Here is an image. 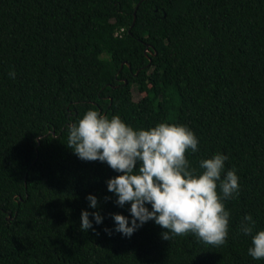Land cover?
I'll use <instances>...</instances> for the list:
<instances>
[{
    "label": "trees",
    "instance_id": "1",
    "mask_svg": "<svg viewBox=\"0 0 264 264\" xmlns=\"http://www.w3.org/2000/svg\"><path fill=\"white\" fill-rule=\"evenodd\" d=\"M88 110L187 126L198 172L226 155L239 177L227 242L164 240L154 221L116 232L113 214L132 219L107 188L120 173L66 146ZM82 211L103 222L81 231ZM246 215L264 231V0H0V264H264Z\"/></svg>",
    "mask_w": 264,
    "mask_h": 264
},
{
    "label": "clouds",
    "instance_id": "2",
    "mask_svg": "<svg viewBox=\"0 0 264 264\" xmlns=\"http://www.w3.org/2000/svg\"><path fill=\"white\" fill-rule=\"evenodd\" d=\"M9 76L14 78L15 73ZM198 144L195 133L184 125L159 123L136 130L119 115L109 119L88 110L68 127L66 146L81 160L106 162L120 173L107 181V188L117 197L118 206L130 203L132 219L113 214L116 232L131 237L145 223L154 221L166 230L164 240L191 234L207 246L220 247L227 242L231 215L224 201L239 195V177L234 168L224 174L228 157L222 153L201 160L202 172L191 167L186 153L198 152ZM87 199L91 208L98 207L96 196ZM90 216L96 224L103 222L99 211H82L81 231L93 228ZM239 230L252 236L248 255L254 260L264 259V231L253 234L251 215L243 218ZM105 231L111 235V230Z\"/></svg>",
    "mask_w": 264,
    "mask_h": 264
},
{
    "label": "rangeland",
    "instance_id": "3",
    "mask_svg": "<svg viewBox=\"0 0 264 264\" xmlns=\"http://www.w3.org/2000/svg\"><path fill=\"white\" fill-rule=\"evenodd\" d=\"M132 96H133V100L135 102H137L141 96L138 95V93L135 91V89L132 90Z\"/></svg>",
    "mask_w": 264,
    "mask_h": 264
}]
</instances>
